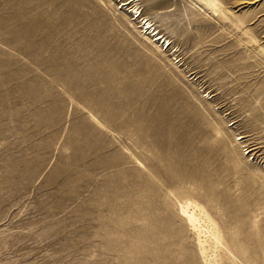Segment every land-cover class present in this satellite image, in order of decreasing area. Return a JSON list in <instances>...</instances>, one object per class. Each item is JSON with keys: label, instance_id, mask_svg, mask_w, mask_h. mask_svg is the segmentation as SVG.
Returning a JSON list of instances; mask_svg holds the SVG:
<instances>
[{"label": "rangeland", "instance_id": "rangeland-1", "mask_svg": "<svg viewBox=\"0 0 264 264\" xmlns=\"http://www.w3.org/2000/svg\"><path fill=\"white\" fill-rule=\"evenodd\" d=\"M0 264H264V0H0Z\"/></svg>", "mask_w": 264, "mask_h": 264}, {"label": "bare ground", "instance_id": "bare-ground-1", "mask_svg": "<svg viewBox=\"0 0 264 264\" xmlns=\"http://www.w3.org/2000/svg\"><path fill=\"white\" fill-rule=\"evenodd\" d=\"M202 1H206V0H202ZM208 1H210V0H208ZM149 28V27H148ZM148 31V30H147ZM153 36H155L157 39L159 38V36H158V33H156L155 32V30L154 29H151L150 31H149ZM155 32V33H154ZM160 34V33H159ZM188 206V205H187ZM182 209V208H181ZM183 212L186 214L185 216H187V221L188 222H192L193 223V221H194V216L192 215V213H189L186 209H183ZM181 213H182V211H181ZM198 221V220H197ZM195 222V221H194ZM195 228V227H194ZM197 229V228H196ZM215 238V237H214ZM202 246V245H201Z\"/></svg>", "mask_w": 264, "mask_h": 264}]
</instances>
